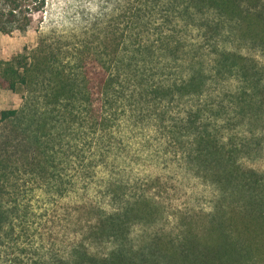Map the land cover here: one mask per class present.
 I'll list each match as a JSON object with an SVG mask.
<instances>
[{
	"label": "trees",
	"instance_id": "trees-1",
	"mask_svg": "<svg viewBox=\"0 0 264 264\" xmlns=\"http://www.w3.org/2000/svg\"><path fill=\"white\" fill-rule=\"evenodd\" d=\"M0 2L10 34L25 4ZM125 13L67 50L41 37L0 59V91L26 92L0 111V259L8 247L17 264H264V174L245 169L264 156V64L223 46L232 32L264 51V0H135ZM152 127L215 191L202 233L151 189L108 209L64 204L113 173L127 131ZM109 187L117 202L124 186Z\"/></svg>",
	"mask_w": 264,
	"mask_h": 264
},
{
	"label": "rangeland",
	"instance_id": "rangeland-1",
	"mask_svg": "<svg viewBox=\"0 0 264 264\" xmlns=\"http://www.w3.org/2000/svg\"><path fill=\"white\" fill-rule=\"evenodd\" d=\"M21 1L25 4L22 7V14L17 18L15 25L8 27L12 33L0 32V59L11 58L23 52L25 48H36L41 37L55 39L64 50H67L88 35H93V32L99 34L107 31L108 23L116 18L122 22L118 26L122 28L127 20L126 8L135 0ZM1 11L7 12L2 2H0ZM227 31L231 32L230 29ZM186 35L188 49L201 42L200 35L194 28H188ZM223 46L229 50L252 55L264 64V51L245 43L237 36L235 37L232 32L223 42ZM206 50H211V47ZM25 95L26 92L22 88L14 93L0 91V111L21 106ZM124 137L127 150L119 160H112L108 165L113 173L108 172L106 176V170H101L98 178L88 189L71 194L68 199H65L64 204L81 206L85 201H94L108 209L112 203L120 205L151 189L159 198L161 211L171 216L179 209H187V213L195 218L198 231L202 233L207 227V214L211 211L215 197L214 189L185 170L183 163L175 155V149L164 147L162 144L165 142L164 137L158 135L155 128L129 130ZM148 140L150 143L147 142ZM245 169L264 174V156L259 160L246 162ZM108 178L111 180L108 181ZM110 183L119 187L124 186V192L120 194L117 202H111L108 195ZM164 226L168 230L174 228V219L171 217L168 224L165 223ZM74 230L75 228L72 227L71 231ZM145 232L150 231L146 229ZM72 237L73 234H70L69 238ZM67 242L63 244V247H58L65 253H68ZM21 246L22 249L27 248L23 244ZM36 246L34 245L37 249ZM1 253L3 256L0 264L18 263V260L13 261L14 257L10 255L12 251L8 247H2ZM17 254L19 262H25L26 256Z\"/></svg>",
	"mask_w": 264,
	"mask_h": 264
}]
</instances>
